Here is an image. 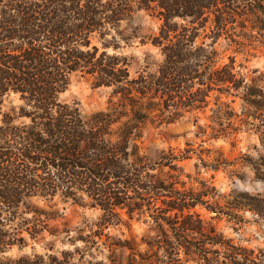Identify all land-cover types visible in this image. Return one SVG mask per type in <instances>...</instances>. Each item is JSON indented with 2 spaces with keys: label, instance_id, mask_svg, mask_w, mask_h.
Instances as JSON below:
<instances>
[{
  "label": "trees",
  "instance_id": "obj_1",
  "mask_svg": "<svg viewBox=\"0 0 264 264\" xmlns=\"http://www.w3.org/2000/svg\"><path fill=\"white\" fill-rule=\"evenodd\" d=\"M138 11L160 22L149 42L162 60L155 72L133 75L119 49L136 37L124 24ZM255 46L264 47V0H0V264H102L87 258L101 245L115 258L129 251L125 264H264L262 250L205 226L198 207L231 213L211 202L215 188L205 182L186 188L179 162L188 156L171 148L152 159L135 143L145 122L191 115L197 136L226 137L246 126L264 145V70L238 61ZM74 74L117 101L84 115L62 97ZM12 95L20 103L8 110ZM225 200L264 218L262 192ZM58 201L101 213L68 238L73 249L7 256L55 234ZM123 213L156 224L148 252L109 233ZM208 246L222 248L224 260Z\"/></svg>",
  "mask_w": 264,
  "mask_h": 264
},
{
  "label": "rangeland",
  "instance_id": "obj_2",
  "mask_svg": "<svg viewBox=\"0 0 264 264\" xmlns=\"http://www.w3.org/2000/svg\"><path fill=\"white\" fill-rule=\"evenodd\" d=\"M159 23L157 18L146 11H138L131 20L125 22L127 32H134L136 37L129 45L119 49V52L129 56L133 75L141 69L148 72L157 70L162 57L158 48L149 42V37L157 31ZM238 61L250 70H264V47L251 48L246 56L240 55ZM62 97L71 104H78L84 115L105 110L112 104L111 101H117L116 98H111L109 88L93 87L91 78L81 74L72 76L71 84ZM19 103L18 97L12 95L6 102L7 109L10 110ZM195 119L194 116L186 115L169 124L147 121L142 125L135 143L141 154L152 159H157L163 151L171 148L177 154L188 156L179 162L186 188L198 189L201 186L199 182H205L209 188H215L210 189L213 194L211 202L220 201L222 210L231 213L228 215L223 212H208L205 207H198L197 212L203 218L205 226L214 228L218 234L235 244L254 249L258 255L262 250L264 257V218L251 211H233L225 202L226 194L239 195L243 191L264 193V145L259 134L243 126L241 131L226 137L197 136ZM197 122L204 126L209 120L205 114H200ZM45 207L51 209L49 206ZM53 208L60 212L59 217L50 222L55 234L45 233L25 247H14L7 256L46 253L50 246L54 250L73 249L74 246L69 243L68 238L77 235L79 228L91 226L101 213L100 210L72 202L58 201ZM108 231L113 236L130 240L138 253L148 252L146 241L153 240L157 235L156 224L152 218L138 214L130 217L126 213H123V222ZM77 244L83 245L82 242ZM208 251L216 259L224 260L225 253L222 248L208 246ZM90 252L92 255L87 258L93 262L103 261L102 264H125L129 255V251L122 250L115 258L102 245Z\"/></svg>",
  "mask_w": 264,
  "mask_h": 264
}]
</instances>
